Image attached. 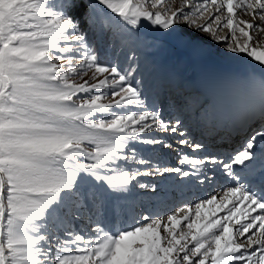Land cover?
<instances>
[{
	"label": "snow or ice",
	"instance_id": "6c2138e0",
	"mask_svg": "<svg viewBox=\"0 0 264 264\" xmlns=\"http://www.w3.org/2000/svg\"><path fill=\"white\" fill-rule=\"evenodd\" d=\"M172 3L83 0L92 13L104 6L134 28L145 20L168 30L186 19L199 31L229 42V51L246 54L264 72V47L254 40L264 25L238 16L239 10L264 22V0H184L179 12ZM79 6L73 0H0V264H264V130L228 163L180 160L224 168L235 184L219 199L213 195L194 208L181 207L166 219L129 216L119 227L89 217L95 225L92 236L65 227L62 238L57 221L80 219L89 202L96 206L104 185L121 195L150 187L133 181L152 172H131L117 164L131 159L150 165L126 152L130 141L164 144L140 138L154 126L177 132L155 111H113L125 105L144 107L145 101L131 72L98 62L82 24L70 14ZM183 7L192 12L183 13ZM89 19L86 15L85 27H91ZM222 29L230 34L218 37ZM89 72L92 83L77 82ZM260 87L264 92V76ZM104 89L108 91H100ZM234 165L243 168L237 171ZM113 171L118 178L108 175ZM165 173L189 177L199 174V168L193 173L155 168V174Z\"/></svg>",
	"mask_w": 264,
	"mask_h": 264
},
{
	"label": "rangeland",
	"instance_id": "374dc122",
	"mask_svg": "<svg viewBox=\"0 0 264 264\" xmlns=\"http://www.w3.org/2000/svg\"><path fill=\"white\" fill-rule=\"evenodd\" d=\"M73 2L79 3L80 6L71 10L70 14L79 23L86 15H90L91 27L85 29L84 26L82 30L89 47L97 55L98 62L109 67L115 66L123 73L131 72L130 80L140 90L145 101L144 107L125 105L122 108H114L113 111L117 113L155 111L159 120L169 125V129L172 127L177 129L175 133L170 130L164 132L154 126L139 134L141 139L162 140L171 147H165L164 144L147 145L142 142H129L126 152L130 156L134 153L138 159L148 160L150 165L134 163L131 159L127 163L123 160L117 162L120 168L131 172L137 169L152 172L153 174L149 176L139 175L137 180L133 181V184L139 181L150 187L145 189L136 187L131 193L121 195L110 191L107 185H104L101 188L103 196L97 198L95 210L90 211L94 206L89 202L81 210V218L74 220L76 224L80 228L83 227L89 221L88 217H92L93 220L98 219L101 225L109 228L114 224L117 227L123 225L126 217L129 216L144 215L166 219L181 207L194 208L197 203L213 195L219 199L222 193L215 191L214 183L216 177L225 178L219 172L222 167L211 163L194 167L188 163L181 164L180 160L186 156L189 159L222 161V154L217 150L223 149L211 150L213 146L207 142V136L215 131L214 120L218 114L223 127L226 126L223 130L224 134L234 122L241 126L248 119L252 121L254 119L253 124H258L255 123L257 120L264 121V111L259 117L256 116L264 110V92L260 87L264 72L261 66L244 53L229 51L227 46L229 42L199 31L186 19H178L168 30L145 20H141L140 26L134 28L110 13L104 6H99L103 11L92 13V10L84 6L83 0H73ZM183 2L184 0H174L171 7L179 12ZM85 9L86 12L83 13ZM191 12V8L183 7V13ZM238 16L239 19L254 25H264V22L253 19L251 15L239 14V10ZM229 34L228 29L217 31L218 37ZM100 38L104 39V45H101ZM254 40L264 47V32L254 33ZM245 68L251 71L248 76L242 74ZM91 77L92 73L89 72L88 75L77 78V82L88 80L92 83ZM242 77H245L246 81ZM202 88L207 91L205 96L199 93ZM108 99L111 97L109 96ZM181 139H186L188 144L181 145L179 143ZM240 141L236 146L237 151H241L244 147ZM194 145L201 147L194 148ZM232 157L226 158L228 162ZM116 166L109 165L110 168ZM156 167L180 168L189 173L199 168V174L180 177L176 173H165L164 176H160L155 174ZM108 175L118 178L115 171ZM153 187L156 189L155 192L152 190ZM98 207H100L99 215H97ZM57 224L62 238L65 227L70 228L72 232L92 236V228L95 226L93 223L91 229L80 230L72 223L66 224L62 220H58ZM181 227L182 230H186L184 225ZM162 235H165L163 231ZM232 264H243V262L234 261Z\"/></svg>",
	"mask_w": 264,
	"mask_h": 264
},
{
	"label": "bare ground",
	"instance_id": "6f19581e",
	"mask_svg": "<svg viewBox=\"0 0 264 264\" xmlns=\"http://www.w3.org/2000/svg\"><path fill=\"white\" fill-rule=\"evenodd\" d=\"M242 74H243V76H244V74L246 76H248L249 74H251V71L249 69H246V70H243L242 71ZM242 78H244L243 80L246 81V78L245 77H242ZM217 120H218V118H215V122H217ZM233 125H236V123L234 122ZM246 129H247V127H242L241 129L239 128L240 132L242 133L241 136H243L246 133V131H247ZM229 130H234V129L232 127H229L228 131ZM235 131L238 132V130H235ZM220 132H221V130L218 129L217 130V134L213 135V139H214L215 142H217V140L219 139V136L222 135ZM203 135H205V134H203ZM203 135H201V136H203ZM224 138L225 139H222L223 142H221L222 145L227 146V147L229 146L230 149H232V150H234L236 143L240 140V138H237V139L234 138V139H232L231 136L228 133L224 135ZM232 141H233V143H232ZM213 149L214 148H212V150ZM234 151H236V150H234ZM224 171L225 170L223 169L222 171H219V172H222V173H225L226 174V172H224ZM203 175H205V174H203ZM214 184L216 186L215 187L216 188L215 191L218 192V193H222L223 194L229 188L233 187L234 184H235V182L232 181L231 178H229V177L228 178H223V177L220 178V176H219V177H216V182ZM211 185H213V184H211ZM198 188H200V187H198ZM255 214H257V213H253V215H255Z\"/></svg>",
	"mask_w": 264,
	"mask_h": 264
},
{
	"label": "trees",
	"instance_id": "16d2710c",
	"mask_svg": "<svg viewBox=\"0 0 264 264\" xmlns=\"http://www.w3.org/2000/svg\"><path fill=\"white\" fill-rule=\"evenodd\" d=\"M86 12V9L83 11V13H85ZM81 24H82V28L84 27V20L83 21H81ZM85 29H88L87 27H85ZM94 39V38H93ZM100 40V42H101V45H104V39L103 38H100L99 39ZM94 41V40H93ZM95 42V41H94ZM95 45H97V43L95 44ZM100 45V44H99ZM101 47V46H100ZM95 210V207L94 208H90V211L92 212V211H94ZM89 211V212H90ZM87 220H89V221H87V223L83 226V227H79V225L78 224H76V222L74 221V220H72V225L74 226V227H76V228H80V230H89V229H91L92 227H93V223H92V220H90L89 219V217L87 218ZM61 233V232H60Z\"/></svg>",
	"mask_w": 264,
	"mask_h": 264
}]
</instances>
